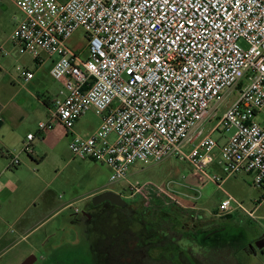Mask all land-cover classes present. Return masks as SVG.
I'll list each match as a JSON object with an SVG mask.
<instances>
[{"label": "built area", "instance_id": "1", "mask_svg": "<svg viewBox=\"0 0 264 264\" xmlns=\"http://www.w3.org/2000/svg\"><path fill=\"white\" fill-rule=\"evenodd\" d=\"M22 19L11 42L19 54L53 61L51 77L63 89L42 132L60 124L73 157L107 166L112 183L129 184L123 198L146 209L182 206L153 183H130V171L178 158L202 178L218 166L222 184L252 175L264 192V0H10ZM84 30L87 55L71 48ZM10 52L0 47V60ZM25 83L34 74L18 67ZM234 99L219 119L218 106ZM100 119L89 137L76 131L83 117ZM218 118L205 131L203 124ZM218 132L233 133L224 144ZM29 134L19 151H7L9 169L34 154ZM1 189V184H0ZM226 193V192H225ZM219 214L252 210L230 194ZM183 207V206H182Z\"/></svg>", "mask_w": 264, "mask_h": 264}, {"label": "rangeland", "instance_id": "2", "mask_svg": "<svg viewBox=\"0 0 264 264\" xmlns=\"http://www.w3.org/2000/svg\"><path fill=\"white\" fill-rule=\"evenodd\" d=\"M16 19L18 21L19 17ZM68 45L86 56L88 40L84 30L77 31ZM24 60L28 61L30 58L25 56ZM56 89L58 86L54 91H57ZM58 93L57 96H60V92ZM232 94L218 106L216 117L219 119L234 99ZM218 118L203 124L206 132L216 125ZM15 119L20 120V116L15 115ZM99 123L98 116L90 112L83 117L79 126H76V131L84 137H89ZM16 126V123L4 124L3 128L0 125V154L8 147H14L8 145L18 144L22 133L34 131L30 126L22 125L20 129ZM232 134V132L222 134L216 132L214 138L219 140L220 144H224ZM56 135L60 140L57 144L53 143V146L57 147L47 160L32 163L28 160L27 154H22L20 156L22 165L8 170V173L15 176L12 182L14 181L17 187L10 184V192L4 198L5 209L2 212L0 210V218L6 221L0 225V232L6 233L8 240V243L0 245V264H22L31 255L38 258L36 264H42V260L51 257L53 251L59 247L63 249L57 255L67 258L65 264H97L93 259L92 242H88L89 239L90 241L95 239L96 234H85L79 224H74L73 220L91 210V204L97 195L106 191L124 193L129 184L112 183L110 169L101 163L74 158L68 147L69 142L65 140L66 130L62 126L56 130ZM21 148L17 146L11 149L19 151ZM47 148L49 147L45 144L42 145V149ZM214 175H223L221 169L218 170V167L214 166L201 178L188 163L178 158H171L149 166L137 164L131 169L129 176L130 183H153L162 190L175 194L183 206L172 207L181 219L180 226L177 227L180 232L183 226L186 230L193 229L195 225L201 226L197 223L198 219L194 218L199 215V218L202 216L205 217L204 220L212 222V228H215L214 231L221 239H230L239 230L237 225L229 223V219H226L228 215L224 214L220 217L217 215L220 204L227 198L226 193L244 203L250 210L254 208L259 196L253 185L252 175L233 176L222 184V188L211 180ZM235 180L240 183V189L232 185L231 182ZM0 182L2 185H7L4 179H0ZM131 203L139 211L146 209L141 199ZM65 207L68 208L64 210ZM21 214V222L17 225L12 219ZM30 227L32 230H27ZM22 228L27 231L21 234L23 235L21 237L16 232L22 233ZM247 228L254 236L264 235V218L249 221ZM192 242L189 239L180 242L179 246L187 251L183 256L189 257L199 252ZM78 244V254L75 251L74 255L70 256L71 249ZM162 255H164L163 251L151 253L155 259H159ZM240 258L242 264H264L262 253L254 256L244 251L240 254Z\"/></svg>", "mask_w": 264, "mask_h": 264}, {"label": "crops", "instance_id": "3", "mask_svg": "<svg viewBox=\"0 0 264 264\" xmlns=\"http://www.w3.org/2000/svg\"><path fill=\"white\" fill-rule=\"evenodd\" d=\"M17 17L22 19V14L17 6L10 0H0V47H3L10 52L9 57L0 60V125L2 126L1 128H3L4 124L16 123V127L18 129H20L22 125H26L30 126L32 128L30 129L34 131L22 133L18 144L8 145L14 147H8L6 151L0 154V179H4L5 184H7L2 185L0 182L1 212L5 209L4 198L6 197V194L10 192V184L13 187H17L14 181L12 182V178L15 176L8 173L10 160L6 156V152L13 151L11 148H17V146L22 147L27 136L29 134H34L36 136L33 141L34 154L32 156H27V158L32 163H40L50 157L51 153L57 147L56 145L53 146V143L57 144L60 140L58 139L59 136L56 135V130L59 129L61 126L60 124L55 122L53 128L45 132L40 130L39 125L40 123L47 122L49 120L54 108V100L59 97L57 94L62 91H60V88L63 89V87L59 82H56L51 77L50 71L53 65L52 60H50L47 56H42L39 61H34L28 56L30 60L26 61L24 60L25 56L20 55L17 47L12 44L11 35L16 28ZM19 66H22L26 70L32 72L34 74L33 80L25 83L24 80L19 77V74L17 75V68ZM57 86V91H54V88ZM15 115L20 116V120L15 119ZM81 120L77 124V127L79 126ZM99 125L91 132V134L98 129ZM65 140L67 143L70 140L67 131ZM44 144L49 148L42 149V145ZM231 183L233 186L240 189V183L237 180L232 181ZM256 189L259 196L254 205V208L258 205L256 218L251 219L241 212L228 215V218L226 219H229L230 224L237 225L239 230L236 231V234L230 239H221L219 235H215L213 238L219 239L224 244L231 245L236 251L240 247H243L244 251H246L250 245H255L258 240L264 238V235H252L247 228L249 221H257L260 220V218H264V192L261 189ZM68 207H65L64 210ZM22 214L14 217L12 221L19 225ZM217 215L220 217L221 214L218 212ZM194 218L198 219L199 222L197 223H200L201 225H195L194 228L196 231L205 230L207 233L212 231L213 226L211 221L204 220L205 217L202 216L199 218V215ZM4 223H6V221H4L3 218H0V225ZM27 230H32V227ZM27 230H23L22 228V233L16 232V234L22 237L23 235L21 234L26 233L25 231ZM6 238V233L4 234L0 232V245L8 243ZM258 253H262V255H264V251H258L256 255H258Z\"/></svg>", "mask_w": 264, "mask_h": 264}, {"label": "trees", "instance_id": "4", "mask_svg": "<svg viewBox=\"0 0 264 264\" xmlns=\"http://www.w3.org/2000/svg\"><path fill=\"white\" fill-rule=\"evenodd\" d=\"M133 208L132 204L126 208L112 207L116 217H109L102 233L105 249L101 255L105 264H242L240 254L244 248L236 251L213 238L218 235L215 228L207 233L195 228L186 230L183 226L180 232L177 227L181 219L173 208L144 211ZM184 239L192 240L199 252L183 256L187 251L179 244ZM153 251H163L164 255L155 259L151 256Z\"/></svg>", "mask_w": 264, "mask_h": 264}, {"label": "flooded vegetation", "instance_id": "5", "mask_svg": "<svg viewBox=\"0 0 264 264\" xmlns=\"http://www.w3.org/2000/svg\"><path fill=\"white\" fill-rule=\"evenodd\" d=\"M125 201H127L128 204H132L131 199L124 198ZM91 210H89L87 213L85 212L82 216L75 218L73 220V223L79 224L81 229L84 231L85 234H96L95 239H90L88 242H92L91 244V250L93 251V259L97 264H105L104 259L105 257H102V252L105 249V241L102 237V233L106 224V221H108L109 217H116V212L112 209V207H117L112 205L109 202H104L98 205H94L93 202L91 204ZM120 208V207H118ZM185 228V226H184ZM75 248L71 249L70 256L74 255V252L76 251V254H78V245H74ZM63 247L56 248L53 251V254L51 257H48L47 259L42 260V264H65V261L67 258H65L63 255H57L59 251H62ZM38 262V260H37ZM36 262V263H37ZM35 263V264H36Z\"/></svg>", "mask_w": 264, "mask_h": 264}, {"label": "water", "instance_id": "6", "mask_svg": "<svg viewBox=\"0 0 264 264\" xmlns=\"http://www.w3.org/2000/svg\"><path fill=\"white\" fill-rule=\"evenodd\" d=\"M104 202H109L114 206L120 208H126L129 204L125 201V199L120 195L113 191H106L102 194L97 195L93 199V204L98 205ZM247 252L256 255L258 251H264V238L258 240L255 245H250V247L246 250ZM38 258L35 255H31L28 257L22 264H35Z\"/></svg>", "mask_w": 264, "mask_h": 264}]
</instances>
